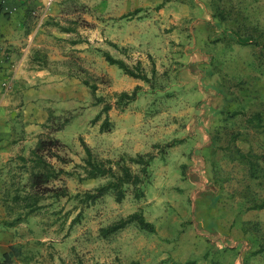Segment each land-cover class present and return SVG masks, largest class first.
<instances>
[{"label": "crops", "instance_id": "obj_1", "mask_svg": "<svg viewBox=\"0 0 264 264\" xmlns=\"http://www.w3.org/2000/svg\"><path fill=\"white\" fill-rule=\"evenodd\" d=\"M185 1L186 5L191 6V0ZM204 1L207 3L208 0ZM78 2L84 5L86 11L85 31L77 27L71 18L78 14L74 8ZM158 5L157 14L164 16L160 22L143 16ZM171 8V0H0V258L9 252L12 245L13 230L9 224L14 220L13 216H20L22 221L26 214L22 209H17L15 214L10 212L13 192L18 187L21 189L27 179L23 174L22 160L29 159L31 150L46 134V126L53 119L52 116L69 114L70 121L66 127L72 122L83 126V121L88 122L96 117L108 102L104 100V103L96 104L88 87L83 85L84 81L93 85L92 80H96L94 84L99 87L95 91L97 98L130 93L139 87L148 103L157 98L164 104H155L157 113L148 114V118L144 116L143 109L133 108L139 100L132 103L134 106L131 103L120 109L111 106L100 121L89 126L92 134L87 133L84 140L94 153L109 159H112L114 152L134 157L152 152L156 146L174 143L167 150L166 165L152 172V179L144 189L142 202L150 204L148 211H151V206L166 202L169 205L176 203V208L180 206L185 210L189 201V212L195 211L196 201L201 197L200 191L205 189L212 194H220L219 201L210 208V212L215 217L218 229L219 226L223 230L227 227L225 223V226L221 224L223 218L219 217L221 214L225 221H229L220 208L223 203L221 188L225 186L224 180L227 181L226 177H220V167L243 168L232 152L260 153L259 138L245 123L252 112H248L249 106L215 104V91L212 88H215L221 75L216 64L222 62L220 50L223 33L208 23L210 10H205L206 24L199 25L195 35L193 32L190 35L184 23L174 24L173 19L168 18ZM136 10L141 11L135 13ZM179 11L187 12V9L182 7ZM186 15L191 18L189 12ZM62 16L68 17V20H59L58 23V17ZM109 43L137 52L136 63L140 62L143 67L146 58L151 57L157 62L151 67L155 76L168 77L170 83L177 82L181 93L169 95L170 87L166 85L156 89L157 92L151 89V77L147 70L145 74L149 83L116 70L102 56L108 53L120 59L110 49ZM169 47L181 51L176 56L178 59L172 60ZM83 51L84 54H81ZM77 52L87 59L86 77L75 73L74 57L78 55ZM94 62L99 64L100 69L93 67ZM199 78H204L206 86L212 88L204 92ZM170 96L174 97L166 99ZM114 101L109 104L114 105ZM84 111L89 113L88 117H85ZM234 112L237 115L233 116L232 121L227 113ZM106 117L110 129L100 132L99 128ZM225 128H232L234 132L228 133L233 140L226 138L223 144L221 137ZM61 134L58 131L52 138L66 147V151L58 155L67 159V163L61 164L56 159L48 161L54 169L69 172L82 165L84 152L80 150L76 136L69 140ZM69 146L76 150L70 152ZM154 155L153 163L159 159L158 155ZM198 174L204 182L197 181ZM84 183L98 187L101 182L86 180ZM177 191L180 195L173 201L169 200L173 196L171 192ZM153 192H157L156 197ZM163 193L168 194L163 198ZM142 215L146 222L153 225V234L163 239H174L182 224V221L176 223L165 212L159 218L147 217L146 213ZM189 216L186 215L183 221H188ZM175 225L176 230H172ZM129 226L139 229L136 224ZM226 229L228 231L229 227ZM108 239L101 238L103 241ZM121 241L123 248L129 243L123 238ZM135 242L133 240L130 245L133 246ZM218 245L220 249V243Z\"/></svg>", "mask_w": 264, "mask_h": 264}, {"label": "rangeland", "instance_id": "obj_2", "mask_svg": "<svg viewBox=\"0 0 264 264\" xmlns=\"http://www.w3.org/2000/svg\"><path fill=\"white\" fill-rule=\"evenodd\" d=\"M207 3L204 0H191V6H189V4L186 5L185 0H171L172 8L169 11L170 14L167 15L168 18L173 19L174 24L184 23L183 25L186 27L188 34L191 35L190 32H193L195 35L196 28L199 25L206 24L205 10H210L208 23L213 29L222 30L223 39H221L222 46L220 50L222 62L216 64L221 75L215 88H212V86L207 87L204 78L198 79L202 83L200 87L204 89V92H207L209 88L215 91L213 97L217 100L214 99L216 105L249 106L248 112L253 110L264 111V0H208ZM198 4L203 8H200ZM159 6L143 16H149L151 19L160 22L164 19V16L157 14ZM182 7H186L191 18L186 17L187 12L179 11ZM74 8H76L78 14L71 16V18L75 20L77 27L85 31V7L78 2ZM58 18H60L58 23L59 20H68L66 16ZM50 22L48 21V23ZM216 32L218 33V31ZM236 37L248 38L251 43L241 46L236 43ZM120 48L126 49L125 54L110 47L115 52V56L120 57L126 64L136 63L137 52L130 48ZM168 49L172 50V60L178 59L176 56L180 50L175 47H169ZM77 54L74 57L75 73L86 77L87 75L84 73H88L85 69L88 66L87 59L85 60L84 57L80 56V52H77ZM81 54H84V51ZM143 63L145 64L144 67L141 65L143 72L145 73L147 70L151 77L152 83L149 85L151 89L156 91V89L164 88L166 85V87H170L169 95L174 92L181 93L178 90L177 82L170 83L168 77H156L155 73H152L151 67L156 65L157 62H154L151 57L146 58V62ZM93 65V67L100 69L99 64L94 62ZM129 66L134 67L135 65ZM114 68L119 70L116 66ZM95 81L92 80L94 86ZM96 89H99V87H96ZM91 95L96 103L97 97H95V94L91 93ZM143 95L144 93L139 88L136 99L128 103L123 101L120 107L139 100V103L133 108L143 109L144 116L146 115L145 117L148 118L150 114L157 113L155 111L157 105H164L157 98L148 103L147 98H144ZM172 97L174 96L166 99H172ZM99 98L102 103L106 100L108 101L107 105L120 109L115 107L116 94L105 97L100 96ZM113 99H115L114 105H110L109 103ZM131 106H134V104ZM199 113V111L196 112L197 115ZM84 114L85 117L89 116L87 111H84ZM229 115L231 113H227V116ZM96 117L88 122L83 121V126L72 122L71 125L66 127V124L70 121L69 114L52 116L53 119L46 126V134L41 139L52 138L58 132L56 129H61L59 130L62 132L61 136L64 135L69 140L76 136V142L83 152L81 141L84 142L87 133L92 134L89 126L92 127L100 121L102 115L97 121H95ZM229 119L234 121L232 115ZM230 132H234V130L225 128L222 132L223 144L226 138L227 140L229 138L233 140V137L228 134ZM96 133L97 131L95 132L97 137L98 134ZM258 143L264 145V139L259 140ZM168 144L172 143L158 146L159 150L154 149L151 152L158 155L159 159L151 164L150 181L152 172H156L160 167L166 165L165 157L168 148L166 149L165 146ZM68 149L70 152L76 150L72 146H69ZM52 151L56 154L63 153L66 151V147L60 144L58 147L52 148ZM260 154H264L263 150L260 151ZM120 155L121 153L114 152L111 154V158L117 160ZM65 160L67 161V159ZM219 171H221V173L219 172L220 177L227 178V181L224 180L223 182L225 184L224 188H221L223 203L220 204V208L226 214L225 216L229 217V221H225V217L221 214L219 217L223 218L221 224L225 223L229 227L228 231L227 227L224 230L221 229V226H219V229L217 228L214 221L215 217L210 212V208L219 201L220 194H212L205 189L201 190L200 200L196 201L197 208L191 212H189L191 201L188 202V205L186 203L185 210L180 206L176 208V203L175 205H169L166 202L160 206H151L152 209L149 212L150 209L147 206L150 204H144L143 199L134 200L129 192L121 203H116L111 196H104L94 203L84 204L81 203L83 194L93 191L96 186L85 184L84 181L80 182L79 174H81V171L74 167L73 170L66 172L67 174L63 173L57 180L48 184L50 190L66 189L68 191L67 197L56 199L53 191L47 192L41 195L42 200L39 203V209L31 214L26 212L22 221L20 216H13L14 220L9 224L11 230H13L10 243H12L11 246L19 248L21 252V256L14 259L13 264H264V209L250 208L264 201V185H258L253 181L248 176L245 167L235 166L231 168L221 165ZM196 179L199 182L203 181L200 174L196 175ZM99 182H101L100 185L104 184L103 181ZM19 189L20 187H18ZM156 193L153 192L154 197H156ZM171 193H173V196L167 198L172 201L180 195L178 191ZM166 194L163 193L161 197H166ZM75 195L80 197L74 198ZM199 205L201 206L200 209H198ZM12 206L10 212L15 214L18 206ZM162 210L164 211L162 212ZM134 212L146 213L147 217L156 218L161 217L165 212L176 223L182 221L180 222L182 224L172 240L163 239L147 231L137 230L133 226L127 227L119 234L110 236L107 241L101 240L98 235L100 227L111 226ZM189 214V220L183 221L185 216ZM176 226H172L171 229L176 230ZM182 237L183 239H181ZM122 238L126 242L129 241L124 248ZM132 239L136 241L133 246L130 245ZM134 249L137 252H134Z\"/></svg>", "mask_w": 264, "mask_h": 264}, {"label": "trees", "instance_id": "obj_3", "mask_svg": "<svg viewBox=\"0 0 264 264\" xmlns=\"http://www.w3.org/2000/svg\"><path fill=\"white\" fill-rule=\"evenodd\" d=\"M140 11L141 10H136L135 13ZM235 41L241 46L251 43L248 38L241 39L236 37ZM109 45L116 51L125 54L126 49L119 48L112 43H109ZM102 56L109 65L116 66L126 76L138 79L144 83H149L150 80L143 72L139 62H137L134 67H130L123 60L115 59L108 53H103ZM152 73H154V70H152ZM83 85L88 87L92 94H95L96 87L94 85H89L86 81L83 82ZM138 92L139 88H135L131 94H116L117 100L115 107L120 108L123 101H126V103L134 101ZM99 103H102V100L97 98L96 104ZM110 109L111 106L107 104L104 105L95 121H97L101 115L106 114ZM231 115L235 116L237 113L234 112L231 113ZM245 123L246 126L256 134L260 141L264 139V111H252ZM109 127L110 124L108 123V118H105L100 126V132L108 131ZM59 130L61 129H56V131ZM59 145L60 142L56 139H40L31 150L29 159L22 160L24 163L23 174L27 176L26 183L21 189H17L12 196V205L18 206V210L22 209V211H26L27 214L33 213L40 207L39 203L42 200L41 195L50 191H53L56 199L68 196V191L64 188H58L55 190H50V188H48L50 182L57 180L63 173L67 174L66 172H63V170L54 169L48 161L56 159L61 164L67 163L64 158L52 151V148L58 147ZM172 145L173 144H168L165 148L169 149ZM259 146L264 152V145L259 144ZM81 147L84 152V158L82 160V165L76 166V169L81 171V174H79V181L99 180L104 182V184L99 185L93 191L85 192L81 199V203H94L96 200L104 196H111L116 203H121L128 192L132 195L134 200H141L144 198V187L150 181V167L155 159L154 154L149 152L138 154L134 157L121 154L117 160H113L100 157L83 141H81ZM154 149L159 150L158 146L154 147ZM232 156L246 168L248 176L253 181L258 183V185H264V154L253 153V151L241 153L240 151L235 150L232 152ZM76 197L78 198L80 196L75 195L74 198ZM250 208L264 209V201L260 204H255ZM130 224H136L139 229L154 233L153 225L146 222L141 213L135 212L111 226L101 228L99 230V235L102 239H107L125 229ZM20 256L21 252L19 248L16 246H10L9 252L1 256L0 264H13L14 259L19 258Z\"/></svg>", "mask_w": 264, "mask_h": 264}]
</instances>
